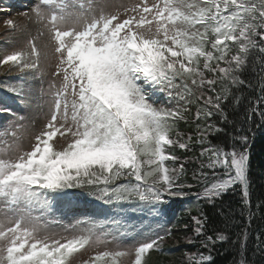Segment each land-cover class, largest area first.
<instances>
[{
    "label": "snow or ice",
    "instance_id": "snow-or-ice-1",
    "mask_svg": "<svg viewBox=\"0 0 264 264\" xmlns=\"http://www.w3.org/2000/svg\"><path fill=\"white\" fill-rule=\"evenodd\" d=\"M17 15L0 48V264H153L168 240L199 245L179 264H213L233 210L212 234L199 203L189 223H152L170 199L216 208L236 186L248 225L232 264H258L247 133L264 127V0H35Z\"/></svg>",
    "mask_w": 264,
    "mask_h": 264
},
{
    "label": "trees",
    "instance_id": "trees-1",
    "mask_svg": "<svg viewBox=\"0 0 264 264\" xmlns=\"http://www.w3.org/2000/svg\"><path fill=\"white\" fill-rule=\"evenodd\" d=\"M240 113H243V108H241ZM255 123L251 126V131L247 134L250 137L249 148V181H250V193H251V210L256 213L251 220V225L248 232L247 240V255L250 259H255L258 264L260 261V256L257 255L254 257L253 253L256 251L257 245V235L261 236V239L264 240V204H261V209L257 211V204L264 202V127H257L256 125L260 123L259 118L256 117ZM247 130L248 125H244ZM232 128L229 126L226 128V132H231ZM220 140L228 143V136L226 133L217 134ZM183 155V153H181ZM191 155V153H189ZM189 170L193 165H186ZM191 175V171H189ZM200 189L198 187L191 189L192 192H197ZM195 196H189L188 198H173L170 199L168 204L164 206L163 215L158 219L160 224H167L172 220H179V223H189L190 218L187 213H184V208L192 207V199ZM200 205L203 206V211L209 216L212 224L209 229V234H212L211 228H222L223 223L221 217L218 214L217 209L223 207L225 211L231 209L234 211L235 220L237 221L236 225H233L227 230V234L230 237L228 242L217 243L213 249V264H232L233 259L236 257L235 248H238L239 245L236 244L233 246L232 241H235L237 234L241 232V229L248 225L247 216L240 215V209L243 207L242 195L239 189V186H236L234 190L226 193L220 201L217 202L216 208H213L211 205L206 204L204 201H200ZM193 212L195 213L194 208ZM187 217L189 219H187ZM148 220V217H145ZM183 224V223H182ZM177 246V250L175 247ZM182 247L181 249H179ZM199 245H187L183 242L180 245H176L173 241L164 246V255H163V264H179L180 258L177 261L172 262L170 258V251L178 252L182 250L179 255L187 251H195Z\"/></svg>",
    "mask_w": 264,
    "mask_h": 264
},
{
    "label": "rangeland",
    "instance_id": "rangeland-1",
    "mask_svg": "<svg viewBox=\"0 0 264 264\" xmlns=\"http://www.w3.org/2000/svg\"><path fill=\"white\" fill-rule=\"evenodd\" d=\"M33 3H35V0H0V7H3L5 9L3 11H0V48L6 47V45L4 44V41H3V38L6 35V30H5L4 24H3L4 20L7 18H13L20 23H25L26 21H24L23 17L17 15V13H21L23 11L28 10V8H30ZM9 5L11 6L10 11L8 10ZM29 27L32 31V34L35 35L36 26L30 24ZM3 79H4V77L0 76V80H3ZM161 102L163 103L164 100L162 99ZM17 111H19L20 114H27L22 107H18ZM9 119H11V117L7 116L6 114L0 115V125L6 123ZM39 124H40V122H38L37 127H39ZM27 146H28V141H25V147L27 148ZM86 199L87 200H93L94 198L86 197ZM96 203H99V202L96 201ZM198 203L200 204V201H197L196 197H194L192 199V207L191 208L196 209V206ZM83 206L84 205L81 204V207H83ZM89 207H91V206H89ZM187 209L188 208L183 209L184 213H187ZM66 211L67 210L65 209V212ZM55 215L60 220H62L63 223H65V224L73 222V220L76 218V217H73V216H70L67 214L61 216L59 213H55ZM98 218H103V217H98ZM187 219H189V218L187 217ZM182 223H184V222H182ZM182 223H179V220H173L169 224H166V225H161L159 222H153L152 228L155 232H158L159 234H163L165 229L171 228L172 225H174V224H182ZM142 239H144L143 236H136L134 239L132 237H129L124 242L127 244H131V243H134L135 240H142ZM169 241L170 240H168L165 244L169 243ZM181 248L182 247H180L179 249H181ZM175 249L177 250V246L175 247ZM173 250L170 251L169 256H170V258H172V262H175L178 260V258H181L179 253L182 250H180L178 252H174ZM87 255H88V253L85 254V257H87ZM163 255H164L163 251H161L159 253L153 252L152 253L153 264H163Z\"/></svg>",
    "mask_w": 264,
    "mask_h": 264
}]
</instances>
